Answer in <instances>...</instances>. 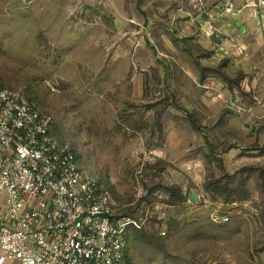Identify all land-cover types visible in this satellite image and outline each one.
<instances>
[{
    "label": "rangeland",
    "instance_id": "1",
    "mask_svg": "<svg viewBox=\"0 0 264 264\" xmlns=\"http://www.w3.org/2000/svg\"><path fill=\"white\" fill-rule=\"evenodd\" d=\"M203 14L202 0H0V82L136 219L131 264H264V48L226 43Z\"/></svg>",
    "mask_w": 264,
    "mask_h": 264
},
{
    "label": "built area",
    "instance_id": "2",
    "mask_svg": "<svg viewBox=\"0 0 264 264\" xmlns=\"http://www.w3.org/2000/svg\"><path fill=\"white\" fill-rule=\"evenodd\" d=\"M52 129L28 96L0 82V264H128L136 219L115 214L108 190Z\"/></svg>",
    "mask_w": 264,
    "mask_h": 264
},
{
    "label": "crops",
    "instance_id": "3",
    "mask_svg": "<svg viewBox=\"0 0 264 264\" xmlns=\"http://www.w3.org/2000/svg\"><path fill=\"white\" fill-rule=\"evenodd\" d=\"M262 1L264 0H202L204 14L199 18L200 26L205 30H220L226 43L241 50L264 48ZM228 5L232 7V12L225 11Z\"/></svg>",
    "mask_w": 264,
    "mask_h": 264
},
{
    "label": "water",
    "instance_id": "4",
    "mask_svg": "<svg viewBox=\"0 0 264 264\" xmlns=\"http://www.w3.org/2000/svg\"><path fill=\"white\" fill-rule=\"evenodd\" d=\"M190 201L193 202V203H197L199 201V195H198V192L193 190L190 194Z\"/></svg>",
    "mask_w": 264,
    "mask_h": 264
},
{
    "label": "trees",
    "instance_id": "5",
    "mask_svg": "<svg viewBox=\"0 0 264 264\" xmlns=\"http://www.w3.org/2000/svg\"><path fill=\"white\" fill-rule=\"evenodd\" d=\"M189 119L191 120L192 125H194V126L197 125L196 122H195V120H193V119L191 118V116H189ZM196 127H197V126H196ZM52 131H53V134L55 135V130L52 129ZM55 136H56V135H55ZM127 261H128V260H127ZM128 264H130V261L128 262Z\"/></svg>",
    "mask_w": 264,
    "mask_h": 264
}]
</instances>
